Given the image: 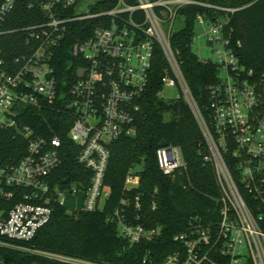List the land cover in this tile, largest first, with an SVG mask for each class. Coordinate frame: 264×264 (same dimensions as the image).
Returning <instances> with one entry per match:
<instances>
[{
	"label": "built area",
	"instance_id": "2783aa9c",
	"mask_svg": "<svg viewBox=\"0 0 264 264\" xmlns=\"http://www.w3.org/2000/svg\"><path fill=\"white\" fill-rule=\"evenodd\" d=\"M27 1L30 8L40 10L44 21L17 30L1 29L17 0H3L0 5V36L24 33L27 49L8 61L0 46V130L25 143L18 158L0 161V264H7L8 252L34 255L54 264H108L43 251L31 242L51 221L54 209L65 207L66 195L82 194L80 208L74 211L103 209L110 194L104 184L108 145L135 135L134 117L147 92L157 48L166 63L162 89L177 87V99L182 98L191 109L208 147L204 161L214 170L219 194L217 224L204 228L192 222L174 236L182 248L159 264H264V231L240 192L242 189L254 200L264 201V75L256 76L241 65L234 50L229 16L238 9L194 0H118L110 10L93 12L96 0ZM187 7L205 8L216 15L195 16V25L210 26L204 36L208 45L216 47V62L202 61L218 69L217 82L208 89L207 121L170 44L172 27L178 18L184 21L182 10ZM95 19L98 27L92 34L70 47L76 63L74 79L61 82L58 55L70 25ZM79 70L84 71L81 78L77 77ZM162 89L157 93L161 100ZM55 103L65 104L62 109L70 115L68 137L80 148L76 161L90 172L88 180L81 176V182L58 183L60 141L36 135L28 123V109L39 111ZM156 158L165 176L185 166L180 149L169 145L158 147ZM226 158L234 161L238 182ZM138 185L139 177L128 174L125 189ZM139 200L134 199L137 210ZM126 205L122 200L123 208L109 217L117 222L118 237L136 245L160 235L159 227L149 230L130 224Z\"/></svg>",
	"mask_w": 264,
	"mask_h": 264
},
{
	"label": "trees",
	"instance_id": "16d2710c",
	"mask_svg": "<svg viewBox=\"0 0 264 264\" xmlns=\"http://www.w3.org/2000/svg\"><path fill=\"white\" fill-rule=\"evenodd\" d=\"M117 1L96 0L92 11L110 10ZM194 1L238 9L229 16L234 50L241 65L256 76L264 75V0ZM182 13L184 27L171 35L170 44L176 52L189 91L207 121L208 89L217 82L218 69L212 63L200 61L192 53L191 45L195 16L198 13L209 17L216 15L198 7H187ZM43 21L44 16L37 7L30 8L27 0H17L1 29L17 30ZM97 27L96 19L70 25V34L58 55L61 62L58 63L57 71L61 82H64V78L67 81L74 79L76 63L70 53L71 45L88 38ZM25 40L26 35L21 32L0 36L4 58L12 61L25 53ZM165 67L162 53L157 48L147 92L139 102L140 109L134 117L135 135L121 137L108 145L109 158L104 184L110 194L103 209L83 213L56 207L51 221L31 242L34 248L108 264H159L165 257L182 248L180 243L174 241V236L188 229L192 222L204 228L217 224L219 204L216 199L219 194L216 177L211 164L204 161V157L209 154L208 147L197 121L182 98L163 101L157 97L162 89L161 78ZM28 114V123L36 135L46 139L57 137L60 141L58 151L62 164L55 174L56 181L69 185L81 182V176L88 180L90 172L76 161L80 148L68 137L72 120L61 104L45 105L39 111L31 108ZM161 141L179 148L185 164L169 176L163 175L157 164L156 152ZM24 148L23 140L14 137L11 132L0 130V161L9 157L18 158ZM226 163L230 170L233 169V178L238 182L234 161L226 158ZM138 165H142L141 170H136ZM132 172L139 177V185L135 189L126 190L125 181ZM261 178L264 189V169ZM240 192L264 231V201L254 200L242 189ZM135 197L140 199L138 210L134 205ZM122 200L127 202L124 208L130 224L141 225L149 230L159 227L160 235L136 245L118 237L117 222L109 221V217L114 211L123 208ZM5 257L7 264H54L34 255L17 252H8Z\"/></svg>",
	"mask_w": 264,
	"mask_h": 264
},
{
	"label": "rangeland",
	"instance_id": "374dc122",
	"mask_svg": "<svg viewBox=\"0 0 264 264\" xmlns=\"http://www.w3.org/2000/svg\"><path fill=\"white\" fill-rule=\"evenodd\" d=\"M184 21L181 18H178L172 27L174 32H178L184 27ZM205 26V27H204ZM204 26L195 25L194 26V39L191 45L192 53L200 60V61H211L213 63L216 62L215 49L216 47L213 45H208L206 42V37L204 34L209 30V25L205 24ZM162 99L164 101L175 100L180 96L177 87H164L161 92ZM142 165H138L136 170H141ZM82 201V194L79 193L76 196L66 195L64 204L65 207L69 211L78 210L80 208Z\"/></svg>",
	"mask_w": 264,
	"mask_h": 264
},
{
	"label": "water",
	"instance_id": "95a60500",
	"mask_svg": "<svg viewBox=\"0 0 264 264\" xmlns=\"http://www.w3.org/2000/svg\"><path fill=\"white\" fill-rule=\"evenodd\" d=\"M83 74H84V71L79 70V71L77 72V77H78V78H81V77L83 76ZM62 107L64 108V107H65V104H63ZM166 146H167V143H166L165 141H161V142L158 144V147H159V148H161V147H166Z\"/></svg>",
	"mask_w": 264,
	"mask_h": 264
}]
</instances>
